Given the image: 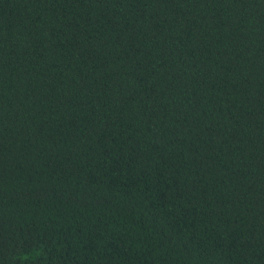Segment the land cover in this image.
<instances>
[{
	"label": "trees",
	"instance_id": "16d2710c",
	"mask_svg": "<svg viewBox=\"0 0 264 264\" xmlns=\"http://www.w3.org/2000/svg\"><path fill=\"white\" fill-rule=\"evenodd\" d=\"M0 264H264V0H0Z\"/></svg>",
	"mask_w": 264,
	"mask_h": 264
}]
</instances>
